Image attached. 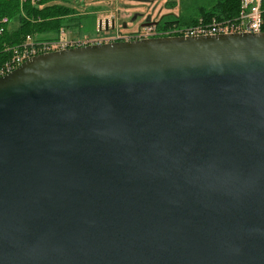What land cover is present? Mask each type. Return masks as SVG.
I'll use <instances>...</instances> for the list:
<instances>
[{"label": "water", "instance_id": "water-1", "mask_svg": "<svg viewBox=\"0 0 264 264\" xmlns=\"http://www.w3.org/2000/svg\"><path fill=\"white\" fill-rule=\"evenodd\" d=\"M0 264H264V32L91 43L1 76Z\"/></svg>", "mask_w": 264, "mask_h": 264}, {"label": "trees", "instance_id": "trees-1", "mask_svg": "<svg viewBox=\"0 0 264 264\" xmlns=\"http://www.w3.org/2000/svg\"><path fill=\"white\" fill-rule=\"evenodd\" d=\"M240 1L173 0L166 5L177 8V13L163 15L155 26L158 31H165L175 26H193L201 20L233 19L239 13ZM262 9L264 11V0ZM76 12L75 8L58 0H0V61L9 56L4 54L6 47L21 45L27 37L35 41L58 40L73 24L81 26L83 16ZM5 17L8 23H2Z\"/></svg>", "mask_w": 264, "mask_h": 264}, {"label": "rangeland", "instance_id": "rangeland-1", "mask_svg": "<svg viewBox=\"0 0 264 264\" xmlns=\"http://www.w3.org/2000/svg\"><path fill=\"white\" fill-rule=\"evenodd\" d=\"M58 1L75 8L77 15L83 16L81 26L73 24L71 28L62 33L61 38L77 39L81 43L108 42L117 35L133 37L142 32L146 23L155 25L163 15L170 12L177 13V8L171 9L170 5H166L173 0ZM106 21L109 23V28H106Z\"/></svg>", "mask_w": 264, "mask_h": 264}, {"label": "built area", "instance_id": "built-area-1", "mask_svg": "<svg viewBox=\"0 0 264 264\" xmlns=\"http://www.w3.org/2000/svg\"><path fill=\"white\" fill-rule=\"evenodd\" d=\"M2 23H8V18L2 19ZM102 25V24H101ZM114 25V23H113ZM109 26V24H108ZM106 28L107 24H106ZM3 29H1L2 31ZM261 33L264 32V11L262 9V0H241L238 15L233 19L219 20L214 18L211 21H203L187 27H172L168 31H158L155 25H145L142 32L133 37L118 36L111 41L143 39L158 36H200V35H218L232 33ZM109 40V41H110ZM108 41V42H109ZM93 43H102L93 42ZM91 44L89 42L81 43L79 40H68L60 38L52 41H35L27 37L21 45L6 47L5 53L9 56L0 61V77L16 69L25 60L51 51L66 49L74 46Z\"/></svg>", "mask_w": 264, "mask_h": 264}]
</instances>
